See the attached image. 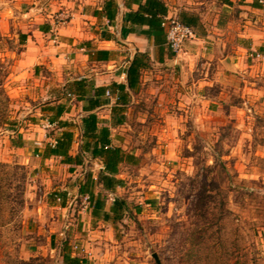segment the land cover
Instances as JSON below:
<instances>
[{
  "label": "clouds",
  "instance_id": "1",
  "mask_svg": "<svg viewBox=\"0 0 264 264\" xmlns=\"http://www.w3.org/2000/svg\"><path fill=\"white\" fill-rule=\"evenodd\" d=\"M145 258L264 264V0H0V264Z\"/></svg>",
  "mask_w": 264,
  "mask_h": 264
},
{
  "label": "rangeland",
  "instance_id": "2",
  "mask_svg": "<svg viewBox=\"0 0 264 264\" xmlns=\"http://www.w3.org/2000/svg\"><path fill=\"white\" fill-rule=\"evenodd\" d=\"M65 187H67V185H65ZM53 188H55V185L47 186L44 185L43 182L41 181V189L38 191V198L43 197L48 202H54L56 196H60V198L62 199L61 205H63V207H67L69 203H73L75 207L84 210L83 206L87 205V200L82 199V196L78 195V191L76 193L75 200L69 201L67 191L57 193L56 191L52 190ZM144 264H151V260L149 258H145Z\"/></svg>",
  "mask_w": 264,
  "mask_h": 264
},
{
  "label": "trees",
  "instance_id": "3",
  "mask_svg": "<svg viewBox=\"0 0 264 264\" xmlns=\"http://www.w3.org/2000/svg\"><path fill=\"white\" fill-rule=\"evenodd\" d=\"M92 119H93V120H96V119H98V118H97V117H93ZM69 171L71 172V171H73V169L70 168ZM89 175H90V174H89ZM86 191H87V188H86V187H80V188L78 189V195L83 197V196L85 195ZM87 202L90 203L89 200H87ZM61 206L63 207V205H61ZM99 206H100V205H97V207H99Z\"/></svg>",
  "mask_w": 264,
  "mask_h": 264
},
{
  "label": "crops",
  "instance_id": "4",
  "mask_svg": "<svg viewBox=\"0 0 264 264\" xmlns=\"http://www.w3.org/2000/svg\"><path fill=\"white\" fill-rule=\"evenodd\" d=\"M225 63H228L227 61L225 62ZM197 75V73H193V77H195ZM98 119H103V117L101 116V117H97ZM89 203L87 202V205H88ZM62 207V206H61Z\"/></svg>",
  "mask_w": 264,
  "mask_h": 264
},
{
  "label": "built area",
  "instance_id": "5",
  "mask_svg": "<svg viewBox=\"0 0 264 264\" xmlns=\"http://www.w3.org/2000/svg\"><path fill=\"white\" fill-rule=\"evenodd\" d=\"M173 38L175 39V38H178V37H176V36L174 35V37H173ZM56 197H57V196H56Z\"/></svg>",
  "mask_w": 264,
  "mask_h": 264
}]
</instances>
